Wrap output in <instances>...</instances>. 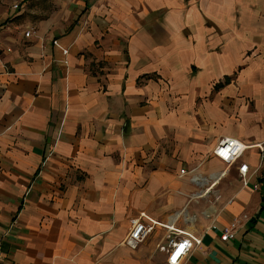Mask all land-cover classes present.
I'll use <instances>...</instances> for the list:
<instances>
[{
  "label": "crops",
  "instance_id": "1",
  "mask_svg": "<svg viewBox=\"0 0 264 264\" xmlns=\"http://www.w3.org/2000/svg\"><path fill=\"white\" fill-rule=\"evenodd\" d=\"M165 1L57 0L33 19L0 0V260L167 264L181 230L201 239L183 264H264L259 117H228L233 78L209 66L227 54L193 9L152 16ZM211 92L223 120L197 103ZM224 138L246 149L230 165L213 154ZM241 163L260 166L247 186ZM134 219L157 225L131 249Z\"/></svg>",
  "mask_w": 264,
  "mask_h": 264
},
{
  "label": "rangeland",
  "instance_id": "2",
  "mask_svg": "<svg viewBox=\"0 0 264 264\" xmlns=\"http://www.w3.org/2000/svg\"><path fill=\"white\" fill-rule=\"evenodd\" d=\"M6 11L12 9L14 4H18L16 11H23L25 15H31L34 11L35 18L39 19L48 16L57 10V0H4ZM166 4L161 6L160 13L152 16L160 18L167 13L178 12L187 13L191 9L195 14L202 17L200 20H192L193 25H204L212 31V50L215 54H227L223 61L211 60L210 68L212 72L225 68L226 73L231 75L233 80L227 96L229 108L228 117L235 122L242 117L245 112L255 113L259 121L255 126H259L261 132V142H264V0H166ZM3 22V21H1ZM0 22V24H1ZM231 65V66H230ZM230 66V67H229ZM223 74L213 81H222ZM221 92V91H220ZM209 97L200 96L197 103H203L208 98L209 108H206V118L210 120H223L226 118L225 112L218 110L222 96L213 95ZM226 99V100H227ZM224 130L235 129L231 122H226ZM230 123V124H229ZM225 127L227 129H225ZM264 147V144H261ZM248 153L247 160L252 162L254 157ZM218 168L227 169L228 165L219 163ZM199 193V192H198Z\"/></svg>",
  "mask_w": 264,
  "mask_h": 264
},
{
  "label": "built area",
  "instance_id": "3",
  "mask_svg": "<svg viewBox=\"0 0 264 264\" xmlns=\"http://www.w3.org/2000/svg\"><path fill=\"white\" fill-rule=\"evenodd\" d=\"M14 10L18 9V4L12 6ZM30 34L29 31L25 32V36L28 37ZM262 153H264V147L262 145H257ZM246 149L244 146H241V143L233 138H224L219 141L218 145L215 147L213 154L222 162L230 165L235 163L244 153ZM264 164V155L261 156L260 166ZM260 166L258 168H260ZM258 168L254 169L249 174V167L247 163H241L238 166V170L243 181V185L247 186L250 182V179L253 175L256 174ZM182 174L185 173L184 170L181 171ZM193 181L196 180V177L191 178ZM255 188L258 185H254ZM157 223L151 221L150 223H145L140 219H134L131 221V228L129 234L126 238V245L131 249H135L142 241H144L150 232L153 230L154 226ZM173 234V235H172ZM235 235L234 225L224 228L220 240L227 241L233 239ZM168 244L166 247H162L167 253V264H183V259L186 254L194 247L201 243L200 238H196L189 233H186L181 230H173L171 235H168ZM0 264H7L6 262L0 260ZM9 264V263H8Z\"/></svg>",
  "mask_w": 264,
  "mask_h": 264
},
{
  "label": "trees",
  "instance_id": "4",
  "mask_svg": "<svg viewBox=\"0 0 264 264\" xmlns=\"http://www.w3.org/2000/svg\"><path fill=\"white\" fill-rule=\"evenodd\" d=\"M224 79H225L224 83L221 82V83L218 84V86H221V85L223 86L224 84H227L228 82H230V78L229 77H225Z\"/></svg>",
  "mask_w": 264,
  "mask_h": 264
},
{
  "label": "bare ground",
  "instance_id": "5",
  "mask_svg": "<svg viewBox=\"0 0 264 264\" xmlns=\"http://www.w3.org/2000/svg\"><path fill=\"white\" fill-rule=\"evenodd\" d=\"M243 147V145H241ZM245 148V147H244Z\"/></svg>",
  "mask_w": 264,
  "mask_h": 264
}]
</instances>
